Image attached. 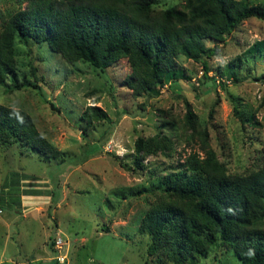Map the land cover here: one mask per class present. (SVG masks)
<instances>
[{"label":"rangeland","instance_id":"374dc122","mask_svg":"<svg viewBox=\"0 0 264 264\" xmlns=\"http://www.w3.org/2000/svg\"><path fill=\"white\" fill-rule=\"evenodd\" d=\"M26 5L0 0V32ZM170 7L191 9L185 0H158L154 10ZM261 38L264 19L244 20L206 58L207 72L200 60L179 53L180 75L139 94L127 82L126 57L101 69L67 61L33 39L18 44L25 85L0 86V103L26 111L62 154L45 158L17 144L0 145V264H174L149 253L152 236L140 230L153 208L187 207L188 200L166 190L165 172L179 171L193 153L205 159L209 152L221 174L264 168V54L246 53ZM238 56L236 82L226 71ZM90 106L107 118L88 122L82 114ZM139 139L162 147L143 153L141 166L135 164ZM197 264L242 263L219 240Z\"/></svg>","mask_w":264,"mask_h":264},{"label":"trees","instance_id":"16d2710c","mask_svg":"<svg viewBox=\"0 0 264 264\" xmlns=\"http://www.w3.org/2000/svg\"><path fill=\"white\" fill-rule=\"evenodd\" d=\"M185 1L190 13L177 7L156 13L158 0H27L0 32V86L25 85L19 83L17 48L33 39L67 61L101 69L126 57L131 67L127 82L135 93L155 90L180 75L177 54L200 60L207 72L206 58L218 54L219 42L244 20L264 19V3L252 0ZM246 53L264 54V38ZM240 62L238 56L226 71L236 82ZM29 66L37 78V68ZM82 116L91 122L93 117L107 118V113L90 106ZM13 144L45 158L62 154L38 132L26 111L0 103V145ZM160 148L153 139H139L135 164L142 165L143 153ZM214 156L209 152L203 159L193 153L179 171L165 172L166 190L188 200L187 207L161 205L147 212L140 230L152 236L149 253H163L174 264H197L221 240L242 264H264V168L228 176L216 171ZM191 176L200 182H190Z\"/></svg>","mask_w":264,"mask_h":264},{"label":"built area","instance_id":"2783aa9c","mask_svg":"<svg viewBox=\"0 0 264 264\" xmlns=\"http://www.w3.org/2000/svg\"><path fill=\"white\" fill-rule=\"evenodd\" d=\"M56 246H57L58 248H60V247L62 246V240H61V239H57V241H56Z\"/></svg>","mask_w":264,"mask_h":264}]
</instances>
